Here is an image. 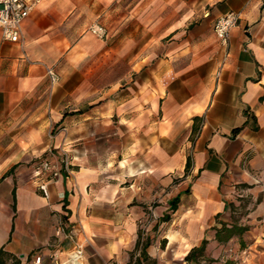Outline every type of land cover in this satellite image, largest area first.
I'll use <instances>...</instances> for the list:
<instances>
[{"label":"crops","instance_id":"1","mask_svg":"<svg viewBox=\"0 0 264 264\" xmlns=\"http://www.w3.org/2000/svg\"><path fill=\"white\" fill-rule=\"evenodd\" d=\"M170 6L177 11L172 22ZM155 9L167 46L157 68L136 69V78L149 73L141 82L109 90L113 98L87 111L90 103L83 92L75 99L70 80L51 83L47 67L64 55L69 28L100 18L118 23L128 16L122 10L154 26ZM229 12L240 21L217 76L214 25ZM68 109L84 112L65 115ZM116 118L129 130H116ZM52 127L61 131L52 134ZM56 149L69 152L73 174L44 192L34 166ZM176 173L186 187L173 189L180 203L153 230L150 260L193 264L185 258L204 239L206 252L241 245L237 238L217 242L220 223L248 226L256 234L251 248L264 245V0H42L24 22L22 45L0 31V264H34L38 255L46 264H133L138 224L156 197L160 219L169 213ZM245 254L246 264H256V253Z\"/></svg>","mask_w":264,"mask_h":264},{"label":"rangeland","instance_id":"2","mask_svg":"<svg viewBox=\"0 0 264 264\" xmlns=\"http://www.w3.org/2000/svg\"><path fill=\"white\" fill-rule=\"evenodd\" d=\"M170 7L171 9L166 12L168 16H170L169 18L172 22L177 11L173 10L172 6ZM127 12L128 10H122L121 14L123 16L127 14L128 16L120 19L118 23L105 24L102 18L94 22L103 25L108 30V39L101 40L92 36L89 33V27L91 25L79 27V31L76 30L73 33L70 31L72 28H69L66 35L70 37L71 40L67 43V50L65 49L64 55L58 62L51 65L60 75L59 84H64L66 81L70 80L68 88H78L76 89L75 99L83 92L86 99L85 101L90 103L84 104V111L103 105L107 101L106 98H113V94H109L110 96L107 94V96H105L106 93H108L109 90L114 91L117 87L125 86L131 79H135L134 73L136 69H140L143 66L157 68L163 59L162 53L165 46H167V39H161L162 26L157 23L161 18V11L154 10V22L157 23V25L154 26L141 24V21H144V19H130L129 13ZM206 14L209 13H205L204 17ZM222 57L220 46H218L217 56L215 57L216 61L214 62L217 64L220 63ZM145 76H149V73L147 74L146 71H140L136 80L141 82ZM79 108L82 109L81 106H79ZM72 112L76 111L68 109L64 113L65 115H74ZM118 121L119 119H114L116 130L120 129L123 132L129 130V125H120ZM176 124L182 125L183 122H178ZM57 131H61V128L58 130H56V127L51 128L52 134L57 133ZM196 135L197 134H193L189 140L193 142ZM191 150L192 149L188 152L189 156H191ZM47 153L35 163V168L38 167L39 162ZM173 180V184H176V186H170V200L174 195L173 189L181 184L183 179L180 178V174L176 173ZM180 187L185 188L186 186L181 184ZM237 194L236 192V194L232 196L238 198ZM228 199L231 200L232 198L229 197ZM160 200L161 197L154 198L150 205H148L149 210L147 217L143 218L138 224L139 230L142 232L145 231V233L148 234L147 237L152 236L153 228L160 220L161 216L159 217L156 212V208L161 204ZM245 205L247 206V204ZM254 208V203H252L248 211ZM248 232L244 235L242 244L239 240L236 241L241 245H210L207 258L211 261H207L206 263L246 264V261L241 258V254L244 251L246 252V256H248L249 252L256 253L258 255L256 264H264V245L259 244L251 248L253 245H249V242L254 239L256 234L254 231L252 233Z\"/></svg>","mask_w":264,"mask_h":264},{"label":"built area","instance_id":"3","mask_svg":"<svg viewBox=\"0 0 264 264\" xmlns=\"http://www.w3.org/2000/svg\"><path fill=\"white\" fill-rule=\"evenodd\" d=\"M42 0H0V31L2 39L14 44H23V25L31 13L37 8ZM206 17L209 14L205 15ZM240 21V15L235 12H229L217 19L214 25V35L218 40L222 52L217 76L221 75L222 69L226 65V60L230 55L231 32L237 27ZM89 33L101 40L107 39L108 30L99 23H94L89 27ZM47 74L52 84L60 80L59 73L52 67H47ZM73 174L72 158L69 152L56 149L51 150L39 162L35 168L34 178L40 182L38 187L47 192L49 182H59L67 179ZM61 230L57 232L60 236ZM148 236L143 231V239ZM67 239L73 240V234H66ZM83 257L81 245L77 244L73 254V260L79 261ZM34 264H46L41 255L34 259ZM54 264H57L56 262Z\"/></svg>","mask_w":264,"mask_h":264},{"label":"trees","instance_id":"4","mask_svg":"<svg viewBox=\"0 0 264 264\" xmlns=\"http://www.w3.org/2000/svg\"><path fill=\"white\" fill-rule=\"evenodd\" d=\"M83 110H78L76 112H72V114H77V113H82ZM195 122L199 121V117H195L193 119ZM242 128H235L232 131V134L236 136ZM198 128L196 127V124L193 127V131L195 132L194 134L198 133ZM192 165V159L191 156L188 157L187 159V164H186V174L190 172V168ZM180 203V195L176 196L170 201V206H169V213L165 214L154 226L153 230L157 231L158 227L161 223L163 222H169L171 220V215L172 213H175L178 205ZM215 230V239L219 244H227L231 239L237 238L241 242L243 240L244 235L250 230L248 226H241L238 224H233L229 225L227 223H220V227L215 226L213 228ZM152 239L151 237H146L143 239V232L141 230L138 231V241H137V251L140 252L139 257L136 258L135 262L133 264H155L153 260H150L148 254H147V249L151 245ZM208 240L204 239L201 243V245L194 247L190 253L187 255L185 258L188 263H193V264H207L208 260L207 258V245ZM2 254V250L0 252V255Z\"/></svg>","mask_w":264,"mask_h":264}]
</instances>
